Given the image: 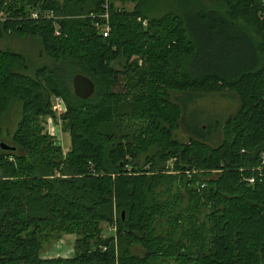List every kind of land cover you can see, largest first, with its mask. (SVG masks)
<instances>
[{
  "label": "trees",
  "instance_id": "obj_1",
  "mask_svg": "<svg viewBox=\"0 0 264 264\" xmlns=\"http://www.w3.org/2000/svg\"><path fill=\"white\" fill-rule=\"evenodd\" d=\"M149 1L0 0V37L37 38L51 60L32 75L25 53L0 48V142L21 103L15 150L0 148V264H264L262 0H175L179 13L154 16ZM221 33L234 45L223 62ZM78 73L95 84L87 99ZM219 97L235 103L224 121H190ZM66 234L74 256L41 255Z\"/></svg>",
  "mask_w": 264,
  "mask_h": 264
},
{
  "label": "rangeland",
  "instance_id": "obj_2",
  "mask_svg": "<svg viewBox=\"0 0 264 264\" xmlns=\"http://www.w3.org/2000/svg\"><path fill=\"white\" fill-rule=\"evenodd\" d=\"M120 4V1H118ZM188 6L198 7H216L218 4L212 0H187ZM123 6L128 9H132L134 7V3L132 2H124ZM150 11L147 14L154 15H162L165 12H175L179 13L177 9H179V4H176L175 0H150L148 5L146 6ZM218 10L223 11L220 7ZM216 45L218 46V54L221 62L225 58L226 54L234 49V45L232 42L226 40V34L221 33L216 39ZM0 48L7 49L10 48L12 50L25 53L28 56L29 61V73L34 74L35 69L44 65H51V60L46 56L44 50H42L43 46L39 39L34 37H18L15 35H4L2 38L0 37ZM198 64L202 65V61H199ZM218 65V63H216ZM221 67H225L224 64ZM196 68V67H195ZM198 108H193L191 112H189V119L191 122L197 125L200 122V118L197 115L202 111L203 115L206 116V120H210L216 122L218 119H224L228 116L229 113L234 111L235 103L234 101L228 100V97L221 98L219 97L217 100L211 99L202 101L201 103H197ZM9 109L2 117V125H3V135L2 142L12 144L11 135L14 130L17 128L18 122L21 118V103L18 101H13L11 105H9ZM204 118V117H201ZM58 123V134L55 137V140L62 145L65 152L70 147V136L67 131L63 129L61 122ZM217 129V125H214ZM184 126L180 127L175 131V135L180 139H186L188 137V133L184 132ZM215 137L218 138V132H214ZM111 231L113 230H109ZM108 232L105 233L107 235ZM75 241L76 236L74 234H66L63 235L56 240H53V243L47 244L45 250L42 251L44 254V258H54V257H72L75 254Z\"/></svg>",
  "mask_w": 264,
  "mask_h": 264
},
{
  "label": "built area",
  "instance_id": "obj_3",
  "mask_svg": "<svg viewBox=\"0 0 264 264\" xmlns=\"http://www.w3.org/2000/svg\"><path fill=\"white\" fill-rule=\"evenodd\" d=\"M39 13L40 12L38 10L34 11L32 13V17L33 18H37ZM261 14H262V18L264 19V0H262V13ZM45 15L47 17H53V13L52 12L46 13ZM103 17L106 19V22L102 26H100V25H97V26L102 30L103 35L105 37H107L109 35V33H110V26H109V23H108L109 13L106 12L103 15ZM56 34L57 35L61 34L60 29H59L58 26H57V29H56ZM51 106H52L53 113L57 117H60L67 110V106L65 104V100L62 98V96H59V95L53 96L52 101H51ZM59 122H60V119H59ZM45 125H46V132L50 136L56 137L57 134H58V125L59 124L56 123L55 117H53V116L47 117V119L45 121ZM262 165L264 166V153L262 154ZM254 181H255V176H252L251 178H249V182L250 183H253ZM204 186H205V184H202V187H204Z\"/></svg>",
  "mask_w": 264,
  "mask_h": 264
},
{
  "label": "water",
  "instance_id": "obj_4",
  "mask_svg": "<svg viewBox=\"0 0 264 264\" xmlns=\"http://www.w3.org/2000/svg\"><path fill=\"white\" fill-rule=\"evenodd\" d=\"M73 90L77 97L87 99L94 94V82L84 74L78 73L73 78ZM0 148L3 150H15V147L5 142H0Z\"/></svg>",
  "mask_w": 264,
  "mask_h": 264
},
{
  "label": "crops",
  "instance_id": "obj_5",
  "mask_svg": "<svg viewBox=\"0 0 264 264\" xmlns=\"http://www.w3.org/2000/svg\"><path fill=\"white\" fill-rule=\"evenodd\" d=\"M42 256H44V254H41ZM55 258V257H54Z\"/></svg>",
  "mask_w": 264,
  "mask_h": 264
}]
</instances>
